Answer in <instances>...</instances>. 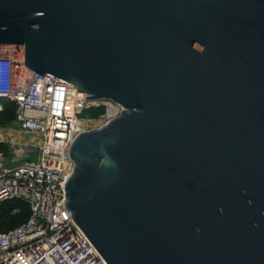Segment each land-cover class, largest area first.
<instances>
[{"label":"water","instance_id":"95a60500","mask_svg":"<svg viewBox=\"0 0 264 264\" xmlns=\"http://www.w3.org/2000/svg\"><path fill=\"white\" fill-rule=\"evenodd\" d=\"M0 46L125 108L66 186L108 264H264V0H0Z\"/></svg>","mask_w":264,"mask_h":264},{"label":"built area","instance_id":"2783aa9c","mask_svg":"<svg viewBox=\"0 0 264 264\" xmlns=\"http://www.w3.org/2000/svg\"><path fill=\"white\" fill-rule=\"evenodd\" d=\"M0 102L14 103L18 129L41 140L15 160L34 151L33 161L9 165L0 154V206L21 202L30 211L23 224L0 231V264H108L67 209L66 186L76 167L71 147L77 137L106 126L125 108L90 101L77 87L29 69L24 46H0ZM101 110L98 117L89 114Z\"/></svg>","mask_w":264,"mask_h":264},{"label":"trees","instance_id":"16d2710c","mask_svg":"<svg viewBox=\"0 0 264 264\" xmlns=\"http://www.w3.org/2000/svg\"><path fill=\"white\" fill-rule=\"evenodd\" d=\"M100 112V111H99ZM99 112H90L91 116H96ZM15 118L14 103H4L3 110L0 111V123L13 121ZM18 204H25L21 202L4 203L0 206V231H7L23 224L29 217V208L19 210L17 214H12L13 210L18 209Z\"/></svg>","mask_w":264,"mask_h":264},{"label":"rangeland","instance_id":"374dc122","mask_svg":"<svg viewBox=\"0 0 264 264\" xmlns=\"http://www.w3.org/2000/svg\"><path fill=\"white\" fill-rule=\"evenodd\" d=\"M104 110H101L96 117L104 114ZM11 135H15L18 139V142H27L30 139L27 136H32V134H25L18 129L17 124L13 121H9L6 123H0V153L4 154V159L7 162H12L16 160L19 153L20 146L18 144L12 143ZM36 140L32 143L36 144ZM29 157H26L25 160L33 161L37 158L36 152H31ZM18 210H24L27 206H23L22 204H18Z\"/></svg>","mask_w":264,"mask_h":264},{"label":"bare ground","instance_id":"6f19581e","mask_svg":"<svg viewBox=\"0 0 264 264\" xmlns=\"http://www.w3.org/2000/svg\"><path fill=\"white\" fill-rule=\"evenodd\" d=\"M2 107V105L0 104V108ZM115 111H109V113L110 114H113ZM11 137V139L13 140V142H18V139L19 138H17L15 135H11L10 136ZM30 140L29 141H27V142H25L26 144H34V145H36V144H39V143H41V140H40V138L38 137V136H35V135H32V136H27ZM34 140H36L37 142H36V144L35 143H32V141L34 142ZM24 142V141H23ZM20 153H21V151H20ZM22 154V153H21Z\"/></svg>","mask_w":264,"mask_h":264},{"label":"crops","instance_id":"0c3cea01","mask_svg":"<svg viewBox=\"0 0 264 264\" xmlns=\"http://www.w3.org/2000/svg\"><path fill=\"white\" fill-rule=\"evenodd\" d=\"M0 104L2 105V107H3V104L0 102ZM2 107L0 108V110L2 109ZM12 143H14V144H18L19 146H20V150H19V153H18V157H17V159L16 160H19L20 159V151H22V149L27 145L25 142H12ZM0 154H3V153H0ZM3 158H4V154H3ZM5 160V159H4ZM6 161V163L7 164H9V165H15V164H18V163H20V162H22V161H27V160H21V161H19V162H15V160H13L12 162H7V160H5Z\"/></svg>","mask_w":264,"mask_h":264}]
</instances>
